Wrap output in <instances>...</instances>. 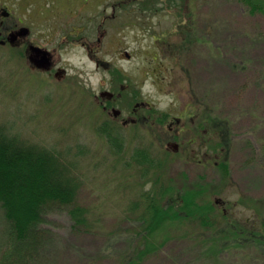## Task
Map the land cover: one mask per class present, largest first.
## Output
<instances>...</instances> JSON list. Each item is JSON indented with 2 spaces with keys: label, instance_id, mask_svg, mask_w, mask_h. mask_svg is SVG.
<instances>
[{
  "label": "rangeland",
  "instance_id": "1",
  "mask_svg": "<svg viewBox=\"0 0 264 264\" xmlns=\"http://www.w3.org/2000/svg\"><path fill=\"white\" fill-rule=\"evenodd\" d=\"M168 1L0 0L4 38L27 29L31 58L39 66L54 64L40 74L27 64L25 45L14 48L7 36L0 45V126L49 149L89 148L87 161L75 154L82 182L76 205L87 211L89 226L76 227L70 207L51 210L41 225L46 235L39 228V236L37 227L27 239L30 248L35 241L40 245L29 264H128L140 249L131 206L141 204L138 197L149 185H139L135 172L121 163L136 148L174 150L178 142L172 128L130 121L127 103L134 92L140 94L136 102L170 119L188 113L187 104L196 101L227 122L230 178L217 191L231 204L230 220L244 227L258 223H251L252 211L238 202L241 196L264 202V14L250 15L236 0H196L184 13L194 20L184 36L174 30L182 16L162 10ZM113 69L129 89L122 100L120 87L119 94L105 97L116 77ZM105 122L117 133L112 145L123 142L121 156L97 131ZM190 146L192 152L176 148L181 154L171 173L191 182L215 175L212 166L189 158L198 143ZM200 150L198 156L205 148ZM9 230L0 209L4 251L12 245ZM191 232H178L140 264H264V249L253 243L210 245L208 235Z\"/></svg>",
  "mask_w": 264,
  "mask_h": 264
},
{
  "label": "trees",
  "instance_id": "2",
  "mask_svg": "<svg viewBox=\"0 0 264 264\" xmlns=\"http://www.w3.org/2000/svg\"><path fill=\"white\" fill-rule=\"evenodd\" d=\"M195 1L170 0L168 8L162 10H167L168 13H170L168 9L174 10L183 18L186 10ZM236 2L250 15L264 14V0ZM129 11L134 13L135 10L132 7ZM193 21L191 15L180 19L175 24V33L185 36L184 29L188 27L191 32L194 27ZM163 37L165 36L160 37V41H164ZM21 40L10 42L14 48L25 45L27 64L41 74L47 65L39 66L30 56L33 53L30 51L34 50L33 44L29 41L26 45ZM186 43L188 39L184 37L183 46ZM111 74L116 77L113 79L110 93L105 97L112 98L119 94L120 87L121 100L123 97L126 98L123 96L124 91L129 89L122 83V74L114 69L111 70ZM139 97V92H134L127 103V109H130L129 116L132 117L130 121L136 125L165 126L168 131L172 128L171 132L174 134L172 138L183 151L192 152L194 148L190 145L197 142V153L189 158L202 166H212L215 175L210 174L208 179H204L203 175L199 176L195 182L188 180L184 174L173 175L170 171L171 164L181 154V150H177V145V149L174 150L169 147L154 150L139 147L129 156L130 160H123L122 168L133 170L142 181L139 185L142 187L149 185V189L142 194L139 193L138 199L141 204L133 202L131 206L133 219L137 223L135 233L141 247L128 264H140L180 231L193 230L196 234L208 235L210 245L220 244L225 247L223 244H227L238 247L250 242L255 247L264 249L263 199L240 197L238 204L253 213L251 223L258 222L252 227H244L234 218L229 219L227 209L231 204L220 197V192L217 191L224 188L230 178L226 158L228 141L225 135L226 130L230 131L227 122L215 117L204 103L196 101L187 104L188 113L182 112L180 118L170 119L167 113L154 112L146 102H136ZM140 111L143 113L138 114ZM122 123L127 121L123 120ZM114 130V127L105 122L97 131L106 139L112 152L121 156L123 142L121 141V145H112L115 141L112 135L116 133ZM182 133H185L186 137L183 135L180 137ZM204 148V152L198 156L200 149ZM76 153L79 160L84 158V161H87L89 148L77 144L62 150L49 149L24 141L19 135L8 131L5 126H0V209L9 224L10 230L7 231V235L12 240L8 250L0 249V264H29L32 261L40 245L39 242L35 244V241L31 243L30 248L26 243L27 239L37 227L39 236L40 229L46 235L47 232L41 225L51 210L70 207L69 216L74 225L89 226L87 211L76 205L77 191L82 183L76 171L79 166ZM116 159L119 163L120 160ZM184 236L187 237L186 234Z\"/></svg>",
  "mask_w": 264,
  "mask_h": 264
},
{
  "label": "flooded vegetation",
  "instance_id": "3",
  "mask_svg": "<svg viewBox=\"0 0 264 264\" xmlns=\"http://www.w3.org/2000/svg\"><path fill=\"white\" fill-rule=\"evenodd\" d=\"M25 32H27L26 30H19L15 35H13L14 33H10L11 34V41L12 42H17V40H18V38L19 37H21L20 39H22L23 38V42L24 43H26V45H28V42H29V39H28V41H24L25 39H24V37H25ZM10 34H7V36L8 35H10ZM7 36L4 38V36L0 33V44H4V42L5 41H7L6 39H7ZM83 45H85V46H87V44L85 43V42H83L82 43ZM46 54L44 53V56H45ZM46 58H48V57H46ZM49 59V58H48ZM44 62H48L47 60H43ZM50 62H51V64H50ZM50 64V65H49ZM48 66L46 67V69L48 68V70L51 68V66H52V61L50 60L49 61V63L47 64Z\"/></svg>",
  "mask_w": 264,
  "mask_h": 264
},
{
  "label": "water",
  "instance_id": "4",
  "mask_svg": "<svg viewBox=\"0 0 264 264\" xmlns=\"http://www.w3.org/2000/svg\"><path fill=\"white\" fill-rule=\"evenodd\" d=\"M43 53V52H42ZM125 57L127 58L128 57V55L127 54H125Z\"/></svg>",
  "mask_w": 264,
  "mask_h": 264
}]
</instances>
